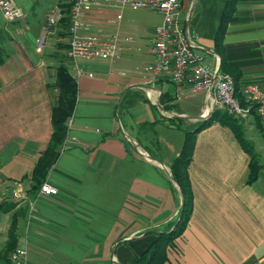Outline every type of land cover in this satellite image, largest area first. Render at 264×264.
<instances>
[{
  "label": "crops",
  "instance_id": "crops-1",
  "mask_svg": "<svg viewBox=\"0 0 264 264\" xmlns=\"http://www.w3.org/2000/svg\"><path fill=\"white\" fill-rule=\"evenodd\" d=\"M49 1L43 12L38 0H15L24 16L7 25L0 9V195L7 196L0 197V252L15 217L17 245L27 246L30 264L134 263L178 225L182 195L169 172L190 127L193 208L186 229L166 247V264H264V174L248 183L252 155L220 121L199 129L200 120L180 119L172 126L178 114L202 115L209 100L205 91L188 90L178 99L167 75L144 70L155 59L151 39L162 20L140 31L123 20L132 7L98 6L88 14L91 31L132 40L123 42L118 60L84 61L89 73L80 76L70 70L78 98L46 179L58 193L31 190L32 171L53 133L56 67L64 61L71 69L62 25L58 38L46 37L43 52L36 51L56 0ZM230 1L181 0L207 60L220 69L223 62L242 87L264 79V0H235L218 48ZM106 13L116 31L94 29ZM255 121L252 115L248 123ZM19 184L27 197L17 201Z\"/></svg>",
  "mask_w": 264,
  "mask_h": 264
},
{
  "label": "built area",
  "instance_id": "built-area-1",
  "mask_svg": "<svg viewBox=\"0 0 264 264\" xmlns=\"http://www.w3.org/2000/svg\"><path fill=\"white\" fill-rule=\"evenodd\" d=\"M70 5L67 25L68 57L76 76L89 73L84 61L105 59L115 61L125 48L123 42L132 40L119 34L110 36L91 31L86 18L98 6L115 8H151L162 14V22L155 28L151 39L154 61L145 65L149 73H164L176 85L178 99L191 92L205 91L209 103L203 115L216 108L224 109L248 123L250 117H258L264 128V79L239 86L236 78L220 66L212 65L201 50L197 35L186 25L181 0H56L46 18L44 34L36 40V51L43 52L46 37L55 32L64 17L65 5ZM0 9L6 25L19 21L24 12L15 0H0ZM70 122V121H69ZM149 157L148 154H144ZM41 192L58 193V188L45 181ZM17 201L27 197L22 184L13 193ZM11 264H30L26 245H18L10 253Z\"/></svg>",
  "mask_w": 264,
  "mask_h": 264
},
{
  "label": "trees",
  "instance_id": "trees-1",
  "mask_svg": "<svg viewBox=\"0 0 264 264\" xmlns=\"http://www.w3.org/2000/svg\"><path fill=\"white\" fill-rule=\"evenodd\" d=\"M69 10L70 5L66 4L64 8L65 14L61 20V25L62 27L64 26V28H67L70 19ZM234 10L235 0H231L228 3V7L225 13L226 17L222 21L221 27L218 32V37L216 38V45L218 46V48L222 43L226 25L231 20ZM61 45L62 47H65V44ZM3 59L4 50L0 43V62ZM224 67L225 64L222 62L221 69L224 70ZM54 85L57 88V93L54 97L53 105V133L48 147L42 152L32 171V191L38 190L46 181L50 170L55 165L61 154V150L68 133V119L74 113L78 98L79 85L77 78L72 75L68 65L64 61H62L56 67ZM165 102L166 101H162V103L165 105L164 108L169 109L171 105L169 106ZM174 120H176V118H174ZM214 121H220L222 124L232 128L246 150L251 153V172L248 177V183L256 180L260 175H262L263 165L259 162L257 155L253 152V148L249 139H247L246 137L247 126L245 125V122L224 109L216 108L209 119L202 121V124L200 123L201 126L199 127V129L204 128L206 125ZM259 127L264 130L260 121ZM194 143L195 133L192 131V129L187 130L182 149L171 165V172L174 177V181L178 184L179 190L183 191L184 194V204L180 212V219L178 221L176 229L171 233L167 232L162 234L160 239L156 240L147 250H145L141 254V256L136 258L134 263L132 264H166L167 245L170 243V240L175 239L177 236H180L186 229L193 208V191L188 167L192 159ZM173 188L176 187L174 186ZM4 204L5 201L0 202V206H3ZM16 225V218L13 217L8 232V241L3 250L0 252V262L5 261L6 264H11L9 258L10 253L17 246L18 235ZM172 243L173 241L171 242V244Z\"/></svg>",
  "mask_w": 264,
  "mask_h": 264
},
{
  "label": "rangeland",
  "instance_id": "rangeland-1",
  "mask_svg": "<svg viewBox=\"0 0 264 264\" xmlns=\"http://www.w3.org/2000/svg\"><path fill=\"white\" fill-rule=\"evenodd\" d=\"M37 5L40 6V8L43 12H45L47 7H49L48 5H50V1L49 0H38ZM102 17L103 18H100L98 20V22L95 24L94 29L102 27V28H109L111 32L117 30L116 29V27H117L116 23L117 22L111 23V24L107 23V18H109L108 13H106V17L104 15ZM39 19L41 21V17ZM123 20L124 21L129 20L134 26H137L140 31L141 30H144V31L147 30L148 31L149 28H153L152 26L156 22L162 20V14L159 13L158 11L154 10V9H151V8H137V9L128 8V9H126V11L124 13V19ZM63 29L67 31V28H64V26H63ZM59 30H62V29H59ZM55 33H56V31L53 32L52 34H50L49 35L50 38L54 37L56 40L58 38V35H57V33L56 34ZM70 70H73L72 66H71ZM201 122L202 121H200V123ZM255 122H256L255 124L253 123L254 126H252L250 122L245 124L247 126L246 137H247V139H249L251 146L253 148V152L257 155L259 162L262 163V165H263L262 173L264 174V130H262L261 127H259V121H255ZM190 129H192V128L189 127L187 130H190ZM258 129H260V130H258ZM0 197L6 198L7 196L6 195H0ZM0 264H6V262L2 261V262H0Z\"/></svg>",
  "mask_w": 264,
  "mask_h": 264
},
{
  "label": "water",
  "instance_id": "water-1",
  "mask_svg": "<svg viewBox=\"0 0 264 264\" xmlns=\"http://www.w3.org/2000/svg\"><path fill=\"white\" fill-rule=\"evenodd\" d=\"M139 86H147V85H143V84H140ZM159 104V106L160 107H162L161 106V103L159 102L158 103ZM212 114H213V111H211V112H209L207 115H200V116H196V117H193V116H187V115H176L175 117H176V120H175V124H172V126H176V125H178L179 123H180V119H193V118H196L197 120H200V121H204V120H207V119H209L211 116H212ZM137 146H139V144L137 143L136 144ZM150 156V155H149ZM150 158L151 159H156V160H158L160 163H162L163 164V162L160 160V159H157V158H155V157H153V156H150ZM169 175H170V177L174 180V177H173V175H171V173L169 172ZM181 192V195H182V203L184 204V194H183V191H180Z\"/></svg>",
  "mask_w": 264,
  "mask_h": 264
}]
</instances>
